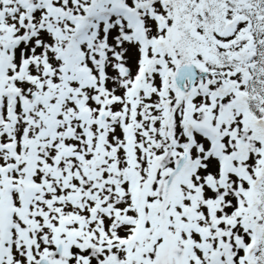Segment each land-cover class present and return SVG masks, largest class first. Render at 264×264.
I'll use <instances>...</instances> for the list:
<instances>
[{"label": "snow or ice", "instance_id": "1", "mask_svg": "<svg viewBox=\"0 0 264 264\" xmlns=\"http://www.w3.org/2000/svg\"><path fill=\"white\" fill-rule=\"evenodd\" d=\"M0 264H264V0H0Z\"/></svg>", "mask_w": 264, "mask_h": 264}]
</instances>
